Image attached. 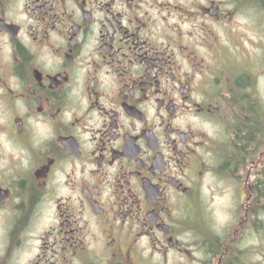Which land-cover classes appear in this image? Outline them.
Here are the masks:
<instances>
[{
    "label": "flooded vegetation",
    "instance_id": "obj_1",
    "mask_svg": "<svg viewBox=\"0 0 264 264\" xmlns=\"http://www.w3.org/2000/svg\"><path fill=\"white\" fill-rule=\"evenodd\" d=\"M255 1L0 0V264H264Z\"/></svg>",
    "mask_w": 264,
    "mask_h": 264
},
{
    "label": "rangeland",
    "instance_id": "obj_2",
    "mask_svg": "<svg viewBox=\"0 0 264 264\" xmlns=\"http://www.w3.org/2000/svg\"><path fill=\"white\" fill-rule=\"evenodd\" d=\"M256 10L249 9L248 16L251 22L250 28L245 32H233L228 33L231 34L229 39H232L234 43L228 42L226 45L229 48L224 57H228L231 53H233V57L236 56V60L234 62L224 61L218 62L217 69L223 70V72L227 75L234 76L239 73V71H243L240 66L246 65V68L252 64H259L262 71H260L258 79H257V90L261 101L264 105V31L261 28H258L255 24ZM237 45V46H236ZM232 55V54H231ZM226 66V69H223ZM243 68V66H242ZM218 200V199H217ZM216 201V197L214 198V202ZM227 197H225V204L227 203ZM213 205V202L211 203ZM172 263V258L169 259L168 264Z\"/></svg>",
    "mask_w": 264,
    "mask_h": 264
},
{
    "label": "trees",
    "instance_id": "obj_3",
    "mask_svg": "<svg viewBox=\"0 0 264 264\" xmlns=\"http://www.w3.org/2000/svg\"><path fill=\"white\" fill-rule=\"evenodd\" d=\"M255 2H256V4L258 5V7H259L261 10H264V0H257V1H255ZM241 76H242V75H241ZM242 77H243V76H242ZM234 78L237 79V80H235L236 83L234 84V85H235V88H236V89H240L241 86H242V84L240 83L239 77L237 78V76H234ZM234 97H236V96L234 95ZM252 121L259 122L258 119H253Z\"/></svg>",
    "mask_w": 264,
    "mask_h": 264
}]
</instances>
